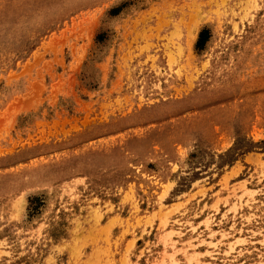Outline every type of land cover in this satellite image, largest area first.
<instances>
[{
    "label": "rangeland",
    "instance_id": "374dc122",
    "mask_svg": "<svg viewBox=\"0 0 264 264\" xmlns=\"http://www.w3.org/2000/svg\"><path fill=\"white\" fill-rule=\"evenodd\" d=\"M0 264H264V0H0Z\"/></svg>",
    "mask_w": 264,
    "mask_h": 264
}]
</instances>
